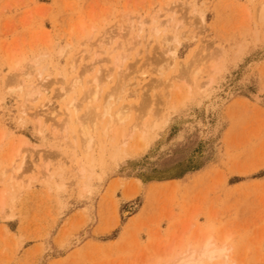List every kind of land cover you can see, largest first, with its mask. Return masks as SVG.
Masks as SVG:
<instances>
[{
    "label": "rangeland",
    "instance_id": "1",
    "mask_svg": "<svg viewBox=\"0 0 264 264\" xmlns=\"http://www.w3.org/2000/svg\"><path fill=\"white\" fill-rule=\"evenodd\" d=\"M261 2L0 0V264H264ZM95 74L133 107L86 153Z\"/></svg>",
    "mask_w": 264,
    "mask_h": 264
},
{
    "label": "bare ground",
    "instance_id": "2",
    "mask_svg": "<svg viewBox=\"0 0 264 264\" xmlns=\"http://www.w3.org/2000/svg\"><path fill=\"white\" fill-rule=\"evenodd\" d=\"M262 3V2H261ZM259 19L263 22L264 20V3H262L261 5H259ZM171 18V17H169ZM171 20V19H170ZM172 21V20H171ZM166 22V20H165ZM169 22V19L167 21V24ZM171 27V25H170ZM157 30V29H156ZM158 31V30H157ZM166 35V34H165ZM168 35V34H167ZM175 35V34H174ZM167 37V36H166ZM165 37V38H166ZM175 41V39H173ZM166 41V39H165ZM101 43V42H100ZM174 51V50H172ZM172 54V53H171ZM170 54V55H171ZM115 68L119 69V62L115 63ZM74 66V65H73ZM94 68V67H93ZM71 69V68H70ZM74 70V69H73ZM72 70V71H73ZM92 70V68H91ZM95 71V70H94ZM98 71V70H97ZM109 71V70H108ZM120 70H118V73H119ZM198 71V70H197ZM86 72V71H85ZM87 72H88V69H87ZM91 72V71H90ZM99 72V71H98ZM98 72H96L98 74ZM107 71H105L104 73H106ZM110 72V71H109ZM102 73V74H104ZM108 73V72H107ZM199 73V72H198ZM197 73V75H198ZM95 74V76L97 75ZM108 75V74H106ZM105 75V77H106ZM110 75V74H109ZM160 76L163 75L162 72L159 73ZM158 75V77H159ZM94 76V75H93ZM103 76V75H102ZM181 76H183V74H179L178 76H175L173 77L172 79H168L166 80L167 83H170L171 80H177L178 78H180ZM96 76V78L93 77V79L90 81L89 80V83L90 85L93 84L94 88H93V92H92V89L90 88L89 89V94L85 93V98L86 97H89L90 101L88 102L87 105V108L85 109L86 112L85 114H83L81 117H77L75 112L77 111V107H74L75 105V101L73 99H71V101L73 100L74 101V105L70 104V108L68 106V108H66V113L65 115H63V117L65 116L67 119L65 122H62L63 123L61 125V128L64 129L67 127V124L69 125L71 121H74L77 123L78 127H79V136L81 137L82 139V142H83V146L85 148V152H89L92 148V143H93V136L96 134V128L98 126V123L100 122V120H102L103 118H106L107 119V125H106V130L103 131V135H109L108 133L109 132H114L116 133V129H114V125H119L121 123H123L124 119H125V115L126 113L128 112V110H131L132 109V105L130 104H125V103H120V105L118 104L116 107L117 109L113 112L112 111V108H111V105H107L106 108H104L103 110H100L97 106H95L94 108L92 107V103H96L97 100H98V94H99V80L100 77H101V74H100V77ZM108 77V76H107ZM109 78V77H108ZM77 79V78H76ZM162 79V78H161ZM103 80H104V77H103ZM102 80V81H103ZM160 80V79H159ZM93 81V82H92ZM88 82V81H87ZM92 82V83H91ZM100 82H101V79H100ZM160 82V81H159ZM9 83V82H8ZM79 84V83H78ZM87 84V83H86ZM205 84V83H204ZM207 84V83H206ZM77 83L73 81V84L71 85L72 88L73 87H76ZM92 86V85H91ZM169 86V85H168ZM170 86L173 87V84H170ZM63 88V87H61ZM70 88V87H69ZM89 88V87H88ZM65 89V88H64ZM62 90V92L59 93L60 96H66V93H67V90ZM87 89V88H86ZM71 90V88L69 89ZM68 90V91H69ZM91 90V91H90ZM70 92H73V91H70ZM87 92V91H86ZM92 92V93H91ZM69 93V92H68ZM35 94V93H34ZM32 93L29 94L30 97H33ZM68 95V94H67ZM35 96V95H34ZM108 96L110 97V95L108 94ZM36 97V96H35ZM84 98V100H85ZM87 99V98H86ZM87 99V100H89ZM33 100V98H32ZM68 100V99H67ZM29 101V100H28ZM30 102H32L30 100ZM86 102V100H85ZM86 102V103H87ZM81 104H84L83 101L81 102ZM79 105V104H78ZM77 105V106H78ZM95 105V104H94ZM27 106V105H26ZM45 106V105H44ZM64 106H66L64 104ZM76 106V105H75ZM63 107V106H62ZM67 107V106H66ZM84 107H86L84 105ZM29 108V107H28ZM26 108V109H28ZM44 108V107H43ZM81 108V107H80ZM26 109H25V112H26ZM64 110V108H63ZM24 113V112H23ZM63 113V111H62ZM34 114V118H35V115L37 113H33ZM42 114V113H41ZM44 114V113H43ZM64 114V113H63ZM78 115V114H77ZM39 116V114H38ZM40 117V116H39ZM101 118V119H100ZM43 123H44V120H43ZM156 124V123H155ZM39 126H40V123H39ZM58 125H56L57 127ZM44 128V127H43ZM67 129V128H66ZM132 132L135 131V130H139V128L137 127L136 124L132 125V128H131ZM143 129V128H141ZM65 130V129H64ZM106 137V136H105ZM126 139V138H125ZM84 152V153H85ZM13 163H15V161H12ZM14 165V164H13ZM82 167V166H80ZM78 167V168H80ZM12 170H14V167L12 168ZM20 170V168H19ZM88 171V170H87ZM83 173V172H82ZM88 175V174H87ZM91 175V174H90ZM89 179V178H88ZM136 184V183H135ZM213 241V240H212ZM214 242L211 243V240L210 242L207 240L205 243H203L199 248H196V249H190L188 251L185 252V254L183 256H177L176 260L173 262H169V264H213L217 261H219L220 259H222L223 257H226V254H225V249L223 247H217V245L213 244ZM195 248V247H194ZM189 249V248H188ZM183 252V251H182ZM180 253V252H179Z\"/></svg>",
    "mask_w": 264,
    "mask_h": 264
}]
</instances>
